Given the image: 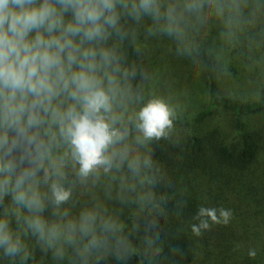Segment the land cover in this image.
<instances>
[{
  "label": "clouds",
  "instance_id": "9594fccd",
  "mask_svg": "<svg viewBox=\"0 0 264 264\" xmlns=\"http://www.w3.org/2000/svg\"><path fill=\"white\" fill-rule=\"evenodd\" d=\"M161 7L160 0H0V127L35 144L36 137L29 133L44 123V115H50L71 147L81 178L100 167L109 170L117 155L109 150L128 135L127 129L115 126L121 117L114 107L121 90L118 74L126 78L129 73L121 69L115 50L102 45L111 36L110 30L121 34V10L135 20L142 16L155 21L163 18V30L169 35H180L183 12L201 11L204 0H188L183 11L169 5L162 12ZM61 97L72 103L66 107L61 106L63 101L53 103ZM175 118V108L165 99H149L135 114V129L139 133L136 142L167 138ZM9 144L12 147L6 148L5 158L0 159V202L11 192L14 203L32 213L26 218L27 227L49 247L62 236L71 242L77 229L85 236L92 234L89 246L98 247L99 238L93 234V212H82L78 222L68 220L63 224H50L39 214L44 210L42 199L25 187L35 171H18L15 159H7L17 141L0 137V146ZM126 157L125 149L121 159ZM139 163L138 157L133 159L130 169L137 172ZM143 163L149 166L151 161L145 158ZM51 196L53 204L59 207L69 200L71 191L53 183ZM231 215L223 208L201 206L195 217L199 223L193 224L191 230L200 235L202 230L209 229V221L227 224ZM21 247V241L13 238L8 220L0 219V248L5 255L15 256ZM249 255L254 257L256 252L250 251Z\"/></svg>",
  "mask_w": 264,
  "mask_h": 264
},
{
  "label": "trees",
  "instance_id": "16d2710c",
  "mask_svg": "<svg viewBox=\"0 0 264 264\" xmlns=\"http://www.w3.org/2000/svg\"><path fill=\"white\" fill-rule=\"evenodd\" d=\"M179 1L160 0V3L172 5ZM221 3L228 11L237 7L241 15L244 13L242 7H250L254 0H221ZM213 5L211 1L209 7ZM211 12L216 15L214 10ZM199 13L204 22L212 20V26L215 24L210 14L208 17V0H204V7ZM69 18L70 15L66 17ZM136 26L137 20L121 10V34L110 30L112 34L102 46L115 50L120 67L129 73L126 80L140 98L142 107L147 102L148 83L153 70L143 48L136 42ZM198 65L208 84V105L191 114H176L168 137L152 140L149 145L147 159L151 163L146 166L145 175L152 199L145 211V218L146 233L155 249H142L139 246L130 225L132 219L129 218L121 229L106 228L98 236V247L89 246L93 253H100L105 248L109 252L97 260L88 259V264H264V128L259 133L250 132L245 122L246 117L264 112V96L245 100L221 95V62L209 50L198 52ZM53 103L60 104V101ZM67 104L64 100L61 106L66 107ZM220 113L231 116L234 128L232 137L217 127L210 130L201 128ZM134 120L135 117L118 121L115 126L133 133L136 132ZM10 134L15 135L8 128L0 127V137ZM29 136L36 137L35 144L15 135L17 147L7 159H15L19 169L30 168L35 174L43 172L42 167L46 162L60 160L61 176L54 175L53 182L46 184L38 193L46 201L51 192L46 187H51L53 183L63 187L74 184L79 177L75 172L77 163L72 158L70 145L64 139L56 143L51 134L42 133L39 128L30 132ZM11 147L0 148V159L5 158L6 148ZM34 181L35 176L25 187H30ZM179 181L180 186L187 189L185 196L173 188ZM5 202L2 197L0 206H4ZM156 205L182 228L168 227L155 218L150 208ZM201 206L229 210L231 218L227 224L209 221V229L196 235L191 229L193 224L199 223L195 217ZM17 214V217L1 216L0 219L8 220L13 238L21 241V251L15 256H8L0 248V264H34V258L29 257L26 250L23 229L28 212L23 209ZM253 250L256 252L254 257L249 255ZM194 257L197 262H193Z\"/></svg>",
  "mask_w": 264,
  "mask_h": 264
},
{
  "label": "rangeland",
  "instance_id": "374dc122",
  "mask_svg": "<svg viewBox=\"0 0 264 264\" xmlns=\"http://www.w3.org/2000/svg\"><path fill=\"white\" fill-rule=\"evenodd\" d=\"M211 1L214 5L209 7L208 0V17L210 14L215 24L212 26V20L204 22L200 11L183 12L180 35L175 33L169 35L164 31L166 21L163 18L155 21L150 16H142L137 20L135 39L143 48L145 58L153 70L148 83L147 101L153 97H161L175 108L176 114H191L206 107L209 102L208 84L201 75L198 65V52L202 49L209 50L221 62L222 77L219 87L221 95L245 100H256L264 96V0H254L247 8L243 6L244 13H241L243 16L240 15V11L238 13L237 7L228 11L221 0ZM185 2L188 1L180 0L172 5H176L178 11H183ZM241 4L242 2L238 6ZM161 5L163 12L171 4ZM215 8L222 9V12ZM213 10L216 15L211 12ZM121 69L124 70L122 67ZM118 78L121 90L114 112L121 117L119 121H126L135 117L141 107V101L129 86L127 77L118 74ZM64 100L72 103L65 98H60L59 101L61 103ZM245 122L250 132H262L264 112L246 117ZM213 127L219 128L229 137L234 135L233 120L227 113L214 116L201 128L210 130ZM39 129L42 133L51 134L56 143H61L64 139L58 123L54 122L50 115H44V123ZM137 135H139L137 131L128 133L124 141L110 149L117 155L113 158L115 165L109 170L105 171L104 167H100L87 178L77 175L79 177L73 185L64 186L71 191L66 203L59 207L54 205L51 192L46 201L40 197L44 203V210L39 214L50 224H63L68 220L78 222L82 212H93L96 215L93 234L97 237L106 228L121 229L127 219L131 218L130 225L139 246L142 249L154 250L155 246L149 241L146 233L145 211L149 207L152 194L145 175L146 166L143 163L147 158L151 141L138 144ZM8 137L15 140L13 134ZM125 149L127 157L121 159ZM137 157L140 161L139 170L133 172L129 162ZM59 161L58 159L46 162L47 164L42 167L43 172L35 174V181L29 185L33 192L39 193L46 184L52 183L54 175L61 176ZM78 170L77 164L75 170L77 174ZM48 187L46 188L51 191V187ZM173 188L178 194L185 196L187 189L180 186V181ZM3 198L6 202L4 206H0V217L12 215L17 217V213L24 209L14 203L11 192ZM150 211L163 225L182 228V225L175 222L159 205L151 207ZM28 215L31 216L32 213L28 212ZM23 229L26 250L29 257L35 259L34 264H88V259L97 260L109 252L108 248L100 253L91 252L89 240L92 234L85 236L78 229L71 242L62 236L52 247L32 233L27 227L26 220ZM196 260L194 257L193 262Z\"/></svg>",
  "mask_w": 264,
  "mask_h": 264
}]
</instances>
